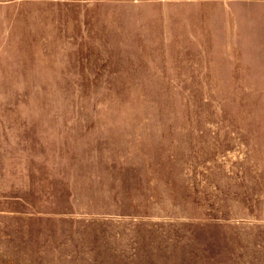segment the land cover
I'll list each match as a JSON object with an SVG mask.
<instances>
[{"label": "rangeland", "instance_id": "1", "mask_svg": "<svg viewBox=\"0 0 264 264\" xmlns=\"http://www.w3.org/2000/svg\"><path fill=\"white\" fill-rule=\"evenodd\" d=\"M0 264H264V3L1 12Z\"/></svg>", "mask_w": 264, "mask_h": 264}, {"label": "crops", "instance_id": "2", "mask_svg": "<svg viewBox=\"0 0 264 264\" xmlns=\"http://www.w3.org/2000/svg\"><path fill=\"white\" fill-rule=\"evenodd\" d=\"M27 0H0V13L5 10H13L14 8H18L23 6ZM200 2H214L219 0H199ZM229 4H247L251 0H226ZM260 3H264V0H255Z\"/></svg>", "mask_w": 264, "mask_h": 264}]
</instances>
